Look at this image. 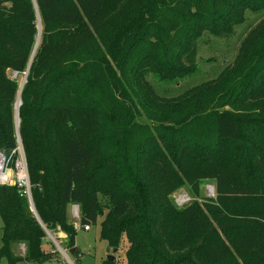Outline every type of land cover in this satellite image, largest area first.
Instances as JSON below:
<instances>
[{"label":"trees","instance_id":"1","mask_svg":"<svg viewBox=\"0 0 264 264\" xmlns=\"http://www.w3.org/2000/svg\"><path fill=\"white\" fill-rule=\"evenodd\" d=\"M261 11L264 0H0V152L16 160L20 140L35 209L0 186V264L61 263L43 249L58 229L76 255L72 205L89 229L107 211L100 239L118 252L124 237L125 264H264V20L217 78L175 98L148 80L195 77L199 43ZM28 67L17 134L9 73ZM206 180L215 199L174 205L182 183L198 193Z\"/></svg>","mask_w":264,"mask_h":264},{"label":"rangeland","instance_id":"2","mask_svg":"<svg viewBox=\"0 0 264 264\" xmlns=\"http://www.w3.org/2000/svg\"><path fill=\"white\" fill-rule=\"evenodd\" d=\"M264 20V11L253 13L248 12L246 15V21L241 25L233 38L231 39H217L210 37L209 41H202L199 43L197 64H198V75L193 78H186L179 81L177 84L164 85L157 81L153 76H149L148 80L153 86L155 92L163 98H175L178 97L188 90L201 85L207 81H211L217 78L229 65L235 60L241 43L261 21ZM207 39V38H206ZM9 76L12 79H17L19 82V87L24 81L25 74L18 76V74L10 72ZM4 152V151H2ZM24 154V152H23ZM20 156V154H19ZM215 187L214 182L211 180H206L201 184L199 192L196 193L187 184L182 183L176 192L172 195L174 205L181 209L193 202H202L208 199H215ZM101 204L107 202L106 198H100ZM70 208L67 210V220L69 224L75 226L80 225L79 220H73L70 215ZM107 211H104L102 217L99 218V223L102 222ZM213 222V221H212ZM92 227L90 231L86 232L80 227L76 229L75 244L77 248L76 255H70L68 253V258L74 264H104L107 260L108 255L115 257L114 264H125L124 252L128 247V243L123 237L121 241L120 251L117 253H112L113 248L108 247L105 241L100 239V225ZM2 226L3 222L0 218V246L2 238ZM48 237L43 246L44 251L48 252L51 250V244L56 248L58 244L61 248L65 249V234L57 230V232L51 234L47 233ZM109 249V253L107 250ZM24 245H17L14 247V252L17 255H23L25 253ZM60 254V253H59ZM61 257V255H60ZM229 262H237V264H242L240 260H228ZM59 264H66L62 257L60 258ZM1 264H7L5 260H2Z\"/></svg>","mask_w":264,"mask_h":264},{"label":"built area","instance_id":"3","mask_svg":"<svg viewBox=\"0 0 264 264\" xmlns=\"http://www.w3.org/2000/svg\"><path fill=\"white\" fill-rule=\"evenodd\" d=\"M18 158L13 160L11 156H7L4 152H0V186L2 185H12L16 186L24 193L30 197V187L27 173V166L25 157L23 155V150L19 144L17 148ZM20 154V156H19ZM31 198V197H30ZM29 198V199H30ZM70 215L73 220H80L79 207L77 205H72L70 207ZM80 227L84 231L88 232L90 229L86 226L81 227L76 225L75 229ZM57 251L60 253L62 260L66 264H74L69 258V250L61 248L58 244L56 245Z\"/></svg>","mask_w":264,"mask_h":264},{"label":"water","instance_id":"4","mask_svg":"<svg viewBox=\"0 0 264 264\" xmlns=\"http://www.w3.org/2000/svg\"><path fill=\"white\" fill-rule=\"evenodd\" d=\"M38 18H39V15H38ZM39 20H40V19H39ZM40 23H41V21H40ZM41 27H42V26H41ZM41 31H42V29H41ZM39 35H40V32H39V30H38V37H37V38H39ZM37 47H38V45H36L35 50H36ZM31 61H32V60H31ZM29 67H30V64H29ZM29 67H28V69H27V71H26V73H25V78H24V81H23V83H22V85H21V88H20V95H21L22 88H23L24 84L26 83V78H27V74H28ZM20 106H21V98H20V103H19L18 108L16 109V107H15V127H16L17 134H18V128H19V123H20V121H19V107H20ZM18 142H19V144L21 145L20 140H18ZM23 155H24V154H23ZM29 198H30V197H29ZM30 206H31V210H32V212L35 213V209H34V207H33V205H32L31 198H30ZM107 252H108V253L110 252L109 249L107 250ZM112 253H114V254L117 253V250L114 249ZM69 254H70V255H74V254H75V249H71V250H69ZM107 259H108V261H110V262L115 261V257L112 256V255H108Z\"/></svg>","mask_w":264,"mask_h":264},{"label":"bare ground","instance_id":"5","mask_svg":"<svg viewBox=\"0 0 264 264\" xmlns=\"http://www.w3.org/2000/svg\"><path fill=\"white\" fill-rule=\"evenodd\" d=\"M38 30L40 32V35H41V23H40V20L38 19ZM40 35H39V38L37 39V44L39 43V40H40ZM22 85V84H21ZM21 88V87H20ZM20 98H21V95H20V91H19V94H18V97H17V101H16V104H15V107L16 109L18 108L19 106V103H20Z\"/></svg>","mask_w":264,"mask_h":264}]
</instances>
